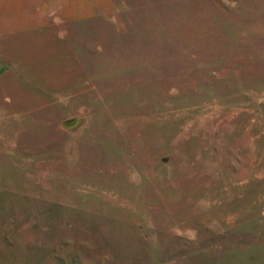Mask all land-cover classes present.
Listing matches in <instances>:
<instances>
[{
    "label": "rangeland",
    "instance_id": "374dc122",
    "mask_svg": "<svg viewBox=\"0 0 264 264\" xmlns=\"http://www.w3.org/2000/svg\"><path fill=\"white\" fill-rule=\"evenodd\" d=\"M0 264H264V0H0Z\"/></svg>",
    "mask_w": 264,
    "mask_h": 264
}]
</instances>
